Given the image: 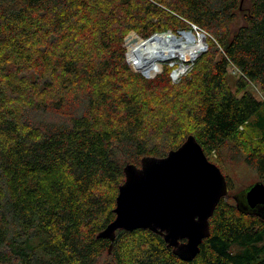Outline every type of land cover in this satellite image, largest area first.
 <instances>
[{
	"label": "trees",
	"instance_id": "trees-1",
	"mask_svg": "<svg viewBox=\"0 0 264 264\" xmlns=\"http://www.w3.org/2000/svg\"><path fill=\"white\" fill-rule=\"evenodd\" d=\"M188 23L207 33L188 75L133 71L129 33ZM190 135L212 163L235 150L264 185V0H0V264H264V219L227 177L191 261L148 230L97 238L124 167Z\"/></svg>",
	"mask_w": 264,
	"mask_h": 264
},
{
	"label": "water",
	"instance_id": "water-1",
	"mask_svg": "<svg viewBox=\"0 0 264 264\" xmlns=\"http://www.w3.org/2000/svg\"><path fill=\"white\" fill-rule=\"evenodd\" d=\"M123 172L125 180L118 188L115 218L97 238L112 244L119 230H148L161 236L180 260H193L210 234L209 219L216 206L229 195L220 168L208 160L190 135L165 157H144L139 167L128 164ZM262 193L263 183L256 182L234 199L237 205L243 200L241 205L264 219Z\"/></svg>",
	"mask_w": 264,
	"mask_h": 264
},
{
	"label": "rangeland",
	"instance_id": "rangeland-1",
	"mask_svg": "<svg viewBox=\"0 0 264 264\" xmlns=\"http://www.w3.org/2000/svg\"><path fill=\"white\" fill-rule=\"evenodd\" d=\"M188 27L186 29L183 30H177L176 32H172V31H164V32H160L157 33L158 35H169V36H179L183 35L184 33H191L192 36V40L196 42H204L203 44V50L202 52L195 58V60H188L186 63L181 64L182 63V57L180 56H174V57H169L166 58L163 61H160L159 64L161 65V68L159 69L158 73H156L155 69L154 71L151 73H148L150 76L153 75L152 77H145L143 76L141 73L143 71L139 70L137 65H136V56L133 53V48L131 49V55L133 56L134 59V64L136 66V69L134 68V66L132 65V63L130 62L131 56H130V51H129V47L131 46V44H133L134 39L137 38L138 40H147V39H142L141 37H139L136 33L131 32L129 33L125 38H124V43H125V48L127 50V57H128V61L131 65V68L133 69V71L135 73H140L144 78L146 79H154L156 76L160 75L163 73L164 71V67L167 66L169 68L168 70V76L169 79L171 81L172 84H177L183 77H185L186 75L189 74V72L191 71V69L194 67V64L196 62V60L199 58V56L203 53L206 52L207 50V41H206V35L207 33H205L204 31H202L201 29H199L198 27H196L194 24H187ZM195 27V28H193ZM136 39V40H137ZM149 39V38H148ZM188 40V39H187ZM186 39H184V41H187ZM184 58V57H183ZM181 67L182 69H184L181 72ZM156 68V67H155ZM158 68V67H157ZM180 70L179 74H176V72H178ZM228 72H229V84L231 87H233V83L235 81V79L238 77V74H236V71L232 68L229 67L228 68ZM247 90H249L257 99H262V94L259 91V88L257 87V85L255 84H249L247 87ZM237 152L235 150H227L224 149L222 151H220L219 154H214L212 159L214 161V163L220 168L222 174L224 175V177H227V179H229L232 183L233 186V191L232 194H238L246 189H248L251 185H253L254 183L258 182V176L255 172H253L248 166H246L245 163H243V161L240 159V157H238V155L236 154ZM244 194V193H243Z\"/></svg>",
	"mask_w": 264,
	"mask_h": 264
},
{
	"label": "bare ground",
	"instance_id": "bare-ground-1",
	"mask_svg": "<svg viewBox=\"0 0 264 264\" xmlns=\"http://www.w3.org/2000/svg\"><path fill=\"white\" fill-rule=\"evenodd\" d=\"M191 38L192 36L190 34H183L180 37L158 35L139 43L133 48L138 69L152 73L160 61L174 56H183L184 58L182 57V59L184 60L182 61L195 60L202 52V43L204 42L195 43ZM184 39L188 40L184 41Z\"/></svg>",
	"mask_w": 264,
	"mask_h": 264
},
{
	"label": "built area",
	"instance_id": "built-area-1",
	"mask_svg": "<svg viewBox=\"0 0 264 264\" xmlns=\"http://www.w3.org/2000/svg\"><path fill=\"white\" fill-rule=\"evenodd\" d=\"M193 28H195V27H193ZM184 34H190L191 35V33H189V32H187V33H184ZM154 36H158V34H155V35H153V36H151L150 38H152V37H154ZM166 37H170V36H166ZM187 61H182V63L181 64H184V63H186ZM158 71L159 70H157L156 71V73H158ZM141 73V72H140ZM148 73H151V72H146V71H143L141 74L143 75V76H145V77H152L153 75H155V74H153V75H149ZM180 72L178 71V72H176V74H179ZM152 74V73H151Z\"/></svg>",
	"mask_w": 264,
	"mask_h": 264
},
{
	"label": "snow or ice",
	"instance_id": "snow-or-ice-1",
	"mask_svg": "<svg viewBox=\"0 0 264 264\" xmlns=\"http://www.w3.org/2000/svg\"><path fill=\"white\" fill-rule=\"evenodd\" d=\"M262 194H264V193H262Z\"/></svg>",
	"mask_w": 264,
	"mask_h": 264
}]
</instances>
